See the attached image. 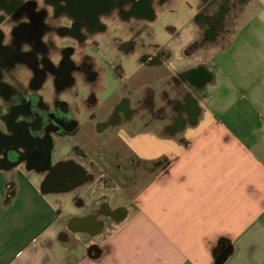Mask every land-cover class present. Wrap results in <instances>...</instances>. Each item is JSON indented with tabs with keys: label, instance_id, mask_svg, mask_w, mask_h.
I'll use <instances>...</instances> for the list:
<instances>
[{
	"label": "crops",
	"instance_id": "0c3cea01",
	"mask_svg": "<svg viewBox=\"0 0 264 264\" xmlns=\"http://www.w3.org/2000/svg\"><path fill=\"white\" fill-rule=\"evenodd\" d=\"M183 1L149 47L162 58L52 136L51 164L74 180L44 191L43 173L0 168V264H216L229 247L223 264H264V0ZM147 89L165 118L98 126L123 91ZM161 93L191 111L173 119Z\"/></svg>",
	"mask_w": 264,
	"mask_h": 264
},
{
	"label": "flooded vegetation",
	"instance_id": "af4514ba",
	"mask_svg": "<svg viewBox=\"0 0 264 264\" xmlns=\"http://www.w3.org/2000/svg\"><path fill=\"white\" fill-rule=\"evenodd\" d=\"M164 1L0 0V168L10 172V175L18 167L43 173L44 191L61 188L68 184V178L75 179L77 169L73 164L52 166L50 146L53 135L76 127L70 105L60 97L67 95L79 79L80 83L86 84L90 79L97 78L94 58L81 54L76 47L84 45L89 39L95 41V37L104 39L112 35L111 43L100 41L110 43L107 45L111 47L122 40L117 46L118 52L113 51V55L129 58L135 53L136 42L131 26L126 23L131 19L152 21L153 5L156 2L162 5ZM217 1L222 9H228L231 0H209L207 7ZM121 20L125 22L123 26L126 29L118 36L116 30L111 29ZM206 23L216 24L213 17ZM53 34L61 40H69L75 47L57 50L50 37ZM149 51V48L144 49L141 61L152 63L162 58L161 54L151 56ZM52 52L58 54V60L50 56ZM73 57H76L77 63ZM8 78L12 81L9 82ZM186 80L185 84L183 81L174 82L177 96L185 88L192 92L194 80L191 77ZM42 90L43 95L40 94ZM88 93L84 99L80 97L76 111L88 110L89 118L94 119V109L101 107L103 101L97 100L96 93ZM123 93L116 97L106 118L98 121L101 129L125 124L134 118H139L144 124L165 118L164 105L156 108L148 89L139 99L133 98L128 91ZM160 98L162 102L166 101L164 93L160 94ZM166 104L171 105L175 120H178L180 108L191 111L188 100L184 105L179 99L166 101ZM12 183L9 179L6 185L8 197L12 192ZM115 215L116 212L113 217Z\"/></svg>",
	"mask_w": 264,
	"mask_h": 264
},
{
	"label": "rangeland",
	"instance_id": "374dc122",
	"mask_svg": "<svg viewBox=\"0 0 264 264\" xmlns=\"http://www.w3.org/2000/svg\"><path fill=\"white\" fill-rule=\"evenodd\" d=\"M185 7L186 5L183 0H167L162 5L156 2L152 7L154 13V19L152 21L131 19L129 23H126L131 26L133 31L132 36L135 35L134 41L136 42L135 53L129 58H121L122 55L116 58L113 55V51H116V53L118 52L117 46L119 41L122 40H118L110 47L107 44L111 43V40L113 39L112 35H107L104 39L95 37V41L89 39L84 45L76 47V50L80 51L81 54H86L94 58V70L97 74V78L93 81L90 79L86 84L80 83L79 79L76 85L73 86V89L70 90L67 95L61 96L60 100H64L70 105L74 115H80V113H77L76 111V105L79 104L80 97L84 99V97L87 96V92L92 94L96 93L97 100L100 102L112 95L117 88L126 84V78L130 71L129 69L140 61L144 49L149 48L155 42H161L166 39V34L169 32L170 28H172L173 25L182 22L181 17L183 11H185ZM124 23L125 22L121 20L117 23L118 25L111 30H116L115 34L120 36L122 31L126 29V27L123 26ZM113 32L112 34H114ZM50 37L57 50L63 49L67 46L75 47L69 40H61L56 38L54 34ZM100 40H108L110 43L101 42ZM122 50L123 49H121V51ZM54 53L52 52L50 56L53 59L58 60V54ZM73 59L76 63L78 62L76 57H73ZM8 80L9 82L12 81L11 78H8ZM51 88H53V86H51ZM40 92V94L43 95V90Z\"/></svg>",
	"mask_w": 264,
	"mask_h": 264
},
{
	"label": "water",
	"instance_id": "95a60500",
	"mask_svg": "<svg viewBox=\"0 0 264 264\" xmlns=\"http://www.w3.org/2000/svg\"><path fill=\"white\" fill-rule=\"evenodd\" d=\"M152 15H153V13H152ZM52 147H53V145L51 144L50 150H52ZM92 250L93 249L90 250V253H91ZM230 253H231L230 247L226 248L222 253H220L216 257V259H215L216 264H223L226 261V259L229 257Z\"/></svg>",
	"mask_w": 264,
	"mask_h": 264
}]
</instances>
